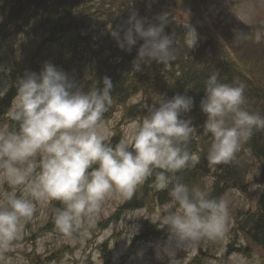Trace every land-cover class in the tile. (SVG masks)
I'll return each mask as SVG.
<instances>
[{
    "label": "clouds",
    "instance_id": "obj_1",
    "mask_svg": "<svg viewBox=\"0 0 264 264\" xmlns=\"http://www.w3.org/2000/svg\"><path fill=\"white\" fill-rule=\"evenodd\" d=\"M154 19L149 23L132 12L127 27L112 31L125 51L143 41L132 62L135 72L153 61L175 59L173 36L164 32L168 18L161 13ZM185 28L194 36L191 48L196 31L189 24ZM101 83L85 90L47 62L39 73L27 72L17 80V99L8 117L18 129L0 128V182L13 189L0 190V261L19 237L22 222L33 216L34 200L61 202L54 223L71 237L83 218L91 224L108 196L118 192L130 198L153 176V187L169 189L176 206L162 217L168 237L156 246L158 259L177 264V250L223 238L229 201L189 187L177 175L192 163L187 145L197 129L190 118L181 117L191 111L193 98L175 94L148 106L142 120L113 145L103 122L113 104V83L107 76ZM244 91L243 84L222 83L217 72L205 81L199 107L206 116L202 128L213 138L207 153L213 165L232 162L242 143L264 130V115L247 110ZM20 186L24 195L17 196Z\"/></svg>",
    "mask_w": 264,
    "mask_h": 264
},
{
    "label": "trees",
    "instance_id": "obj_2",
    "mask_svg": "<svg viewBox=\"0 0 264 264\" xmlns=\"http://www.w3.org/2000/svg\"><path fill=\"white\" fill-rule=\"evenodd\" d=\"M201 2L0 0V70L6 78L3 82L6 89L0 96V128L18 129L16 122L8 117L16 98V82L27 72L39 73L46 62L67 73L85 90L95 82L102 87L101 81L105 76L111 79L113 104L104 114L103 122L110 120L116 112L124 118L142 119L147 114V107L159 103L162 98L170 99L175 94L190 96L193 107L181 118H190L197 129L187 145L192 163L177 175L189 187L199 186L213 198L222 197L230 188L244 193L248 187L246 178L250 173V164L243 149L248 150L258 168L255 182L263 185V191L256 211L252 214L246 212L237 218L238 230L235 229L228 250L236 251L235 243L245 236L254 248L264 252V130L254 131L252 137L242 144L235 159L222 164L220 171L213 173L215 181L208 192L206 177L210 167L207 153L213 138L202 128L206 116L199 107L207 77L217 72L222 83L243 84L247 110L264 115V82L258 81L251 87L230 65L222 62V57L216 52L220 41L198 18ZM132 12L149 23H156L154 18L164 13L168 18L164 32L174 39V60L164 64L153 61L142 65L138 72L132 69L137 49L143 41L138 40L129 52L119 48L112 37V31L118 29L120 21H124L123 27H127L125 22ZM185 21L194 23L196 27L199 41L194 48H189L187 43ZM138 96L139 101L132 103V98ZM111 143L114 144V141ZM153 183L154 176L138 185L121 208L136 210L152 204L164 206L171 203L169 189L157 190ZM50 207L49 225H53L54 211L63 205L53 200ZM103 251L106 252L105 249ZM102 258L107 261L110 257L103 254Z\"/></svg>",
    "mask_w": 264,
    "mask_h": 264
},
{
    "label": "rangeland",
    "instance_id": "obj_3",
    "mask_svg": "<svg viewBox=\"0 0 264 264\" xmlns=\"http://www.w3.org/2000/svg\"><path fill=\"white\" fill-rule=\"evenodd\" d=\"M209 1L210 5L206 9L202 0L198 18L205 22L210 30L215 32V38L221 41L217 44L216 52L222 57V62L230 64L236 73L241 72V65L245 62L248 77H255L264 82V0ZM185 22L196 31L194 23L192 25L189 21ZM123 23L124 21H120L116 28L123 26ZM220 26H224L225 29H218ZM217 30L221 31V37L218 36ZM197 35L196 31V41L192 48L198 42ZM193 40L194 36L188 32L189 46ZM236 43L239 50L235 46ZM5 80L0 70V91L6 89L3 83ZM139 98L134 97L131 102L135 103ZM16 99L17 96L14 104ZM141 120L124 118L120 112H116L110 120L104 122L110 142L114 141L115 144L126 137L132 127ZM246 154L249 156L247 151ZM38 160L39 157L37 162ZM250 164L249 185L246 191L243 193L234 189L227 191L224 196L229 201V216L223 238L215 241L202 240L204 253L207 248L214 257L207 259V255H201L198 243L193 247L177 250L175 257L177 264L193 262V264H263L264 252L251 247L252 244L244 238L245 236L236 242L235 246L239 249L250 247L251 252L248 254L234 252L225 256L227 244L234 237L233 225L236 218L246 212H251L249 214L255 212L257 201L263 191V185L255 182L257 165L253 161ZM214 166L212 164V168ZM0 190L13 189L7 183L0 182ZM16 195H24L23 186L16 189ZM127 198L118 192L108 196L91 224L87 218H83L81 226L71 237L61 233L55 223L49 225L51 202L42 203L34 200L33 216L22 222L19 237L4 254L5 258L0 264H168L166 257L164 259L156 257L155 249L168 237L162 217L170 208L175 210L174 202L164 206L152 204L148 208L123 210L121 207ZM103 254L109 255L110 258L106 261L102 258ZM35 258L37 259L34 262Z\"/></svg>",
    "mask_w": 264,
    "mask_h": 264
},
{
    "label": "bare ground",
    "instance_id": "obj_4",
    "mask_svg": "<svg viewBox=\"0 0 264 264\" xmlns=\"http://www.w3.org/2000/svg\"><path fill=\"white\" fill-rule=\"evenodd\" d=\"M11 64V63H10ZM258 192V191H257ZM257 199V198H256ZM258 202V201H257ZM247 211V210H246ZM253 213V212H252ZM256 215V214H255ZM262 246V245H261Z\"/></svg>",
    "mask_w": 264,
    "mask_h": 264
},
{
    "label": "water",
    "instance_id": "obj_5",
    "mask_svg": "<svg viewBox=\"0 0 264 264\" xmlns=\"http://www.w3.org/2000/svg\"><path fill=\"white\" fill-rule=\"evenodd\" d=\"M247 250H250V249H249V248H247ZM247 250H246V251H247Z\"/></svg>",
    "mask_w": 264,
    "mask_h": 264
}]
</instances>
